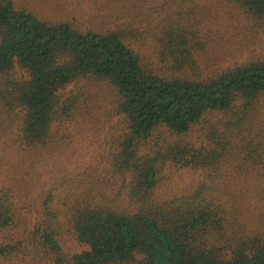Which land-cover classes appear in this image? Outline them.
Here are the masks:
<instances>
[{
    "label": "trees",
    "instance_id": "16d2710c",
    "mask_svg": "<svg viewBox=\"0 0 264 264\" xmlns=\"http://www.w3.org/2000/svg\"><path fill=\"white\" fill-rule=\"evenodd\" d=\"M233 2L264 28V0ZM119 3L103 16L97 9L83 24L0 0V136L8 133L10 144L40 157L50 148L53 125L73 120L85 88L96 86L111 92L124 125L110 162L123 179L114 196L89 174L65 181L42 193L45 218L29 228L13 190L0 187V260L34 250L55 264H264V229L234 217L210 174L187 194L155 197L167 162L215 169L230 154L233 133L264 96V57L203 76L195 58L202 43L180 11L178 19L165 17L156 35L163 67L148 66L126 42L138 34L128 6L134 2ZM128 14L132 23L121 20ZM16 69L25 77L17 79ZM213 115L229 119L223 132L213 124L211 148L165 137H182ZM250 159L262 163L263 149ZM258 175L264 180V171ZM61 216L85 246L80 252L62 248Z\"/></svg>",
    "mask_w": 264,
    "mask_h": 264
},
{
    "label": "rangeland",
    "instance_id": "374dc122",
    "mask_svg": "<svg viewBox=\"0 0 264 264\" xmlns=\"http://www.w3.org/2000/svg\"><path fill=\"white\" fill-rule=\"evenodd\" d=\"M14 1L16 5L29 7L53 21L75 19L83 24L98 13L97 9H103L100 12L103 16L110 10L109 5L120 6L119 0ZM128 2H134L128 6L136 15L138 22L133 27L138 34L131 35L126 42L148 66L163 67L156 35L165 17L171 15L178 19L177 12L180 11L202 43L195 58L196 71L203 76L264 57V28L255 24L233 0H126ZM121 20L132 23L129 14ZM187 73H193L191 67ZM14 75L17 79L25 77L21 69H16ZM226 119H229L228 115L207 116L186 135L166 134L165 137L170 142L183 141L195 148H211L208 135L213 124L223 132ZM123 127L114 108L113 95L107 88L96 86L85 88L81 110L73 120L53 125L54 138L50 148L40 157L30 155L34 153L31 149L24 152L10 144L8 133L0 136V187L13 190L18 212L25 217L29 228L45 218L41 208L42 193L56 185L62 189L65 181H76L89 174L95 183L101 182L111 196L119 192L123 179L113 174L110 162ZM230 142V154L215 169L167 162L155 197L165 200L187 194L201 181H210V174L214 183L221 187L223 199L229 201L235 211L234 217L251 230H262L264 180L258 172L264 171V96L258 101L253 117L243 129L233 133ZM262 149L263 162L253 165L252 153ZM66 222L61 216L56 224L61 246L65 252H80L85 246L72 236ZM3 239L4 235L0 233V241ZM0 264L55 263L43 252L33 250L27 255L1 259Z\"/></svg>",
    "mask_w": 264,
    "mask_h": 264
}]
</instances>
